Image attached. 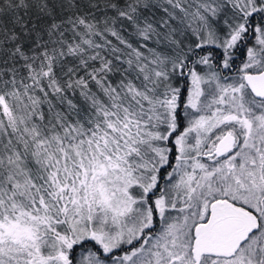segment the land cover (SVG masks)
<instances>
[{
  "label": "snow or ice",
  "instance_id": "1",
  "mask_svg": "<svg viewBox=\"0 0 264 264\" xmlns=\"http://www.w3.org/2000/svg\"><path fill=\"white\" fill-rule=\"evenodd\" d=\"M0 264H264V0H0Z\"/></svg>",
  "mask_w": 264,
  "mask_h": 264
}]
</instances>
